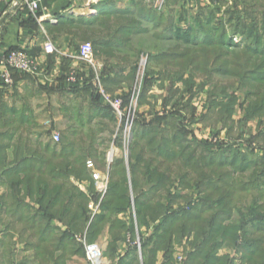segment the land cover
<instances>
[{"label": "trees", "instance_id": "trees-1", "mask_svg": "<svg viewBox=\"0 0 264 264\" xmlns=\"http://www.w3.org/2000/svg\"><path fill=\"white\" fill-rule=\"evenodd\" d=\"M218 2L222 4V0ZM189 3L187 0H167L161 12L151 6L147 15L141 6L135 15L133 11L118 15L121 27L130 33L134 29L148 34L157 31L158 34L153 32L152 38L154 43L161 44L162 51L145 56L147 63L132 129L133 140L128 155L117 158L110 166L108 190L101 202L102 195L96 189L87 162H98L97 168L104 169L107 152L95 148L97 132L92 118L87 124L80 123L86 132L78 136V130H75L69 135L73 141L64 134L60 144L52 141L55 145L50 142L44 145L39 140L34 143L30 138V127L35 126L33 117H28L24 111L18 119H2L6 114L15 116L20 112L16 107L2 103L0 128L5 130L0 132V186L7 188L6 196L12 203L10 206L5 201L3 206L16 211H32L25 201L34 198L41 206L38 209L41 221L47 224L57 213L64 217L73 211L68 224L75 230L90 220V202L100 203V213L94 221H104V213L110 216L127 214L132 243L136 249L138 244L141 245L143 264H156L159 251L165 252L164 264L178 263L174 255L180 249L184 254L181 264H235L238 260L242 264H264V155L258 157L253 151L247 155L234 143L215 154L210 152L209 160L207 156L197 158L193 153L185 154L181 148L179 138L185 131L177 128L175 123L171 136L161 126L139 121V109L156 81L155 66L162 68L163 80H171L170 95L166 100L181 97L176 85L182 83L185 93L191 97L196 91L208 89V114L218 120L231 121L237 108L242 112V122L264 118V47L260 50L244 48L234 41L238 34L254 44L264 41V0H237L236 7L239 3L250 4V12L245 13L251 15L253 21L244 24L238 14L232 34H228L224 26L220 27L222 24L218 19H215L217 23L212 20L214 10L210 9L205 17L207 20H203L204 8L195 12L187 8ZM150 11L159 17L157 22L156 17L154 21L150 20ZM259 16L263 18L255 20ZM130 17L153 21L154 27L142 30L128 20ZM164 19H168V27L161 32L159 25L165 22ZM261 23L262 30L259 29ZM14 49L18 48H10ZM141 58L138 56L135 60L127 78L114 77V84L124 80L128 86L129 90L123 95L110 94L106 85L109 75L104 72L100 76L101 86L108 94L121 98L125 108L131 104ZM124 61L130 63L128 59ZM89 68L92 71L90 77L83 73H67L62 78L63 89H66L62 92L79 98L90 96L96 104L92 105L93 109L105 112L100 118L118 123L113 110L99 93V87L94 86L95 74L93 68ZM72 73L84 81L68 82ZM20 75L31 76L15 72L13 85L9 88L0 79V92L4 94L15 87ZM174 109L160 121L171 117L175 122L177 108ZM23 130L29 133L24 134ZM48 132L50 136L51 131ZM260 138L264 141V133ZM122 139L116 143L118 148L123 147ZM184 166L191 171L186 173ZM76 183L88 184L87 192ZM248 197L249 207L244 205ZM126 222L116 218L112 226L122 228ZM137 227H146L151 234L145 236L140 232V243L136 244ZM190 238L191 250L185 253L184 243ZM83 249L86 255L85 245ZM223 249L228 253L220 256L219 251Z\"/></svg>", "mask_w": 264, "mask_h": 264}, {"label": "crops", "instance_id": "crops-1", "mask_svg": "<svg viewBox=\"0 0 264 264\" xmlns=\"http://www.w3.org/2000/svg\"><path fill=\"white\" fill-rule=\"evenodd\" d=\"M32 1H40L41 4L40 9L35 13H32L28 6ZM0 2L4 12V17L0 20V53L10 48H18L29 52L39 62L37 75L28 77L20 75L16 86L13 87L17 95L24 96L28 92L31 100L42 93L49 97L55 94L71 96L72 94L62 92L66 90L63 89L62 78L70 72L83 73L89 77L92 75L88 64L78 58L79 48L84 42L94 46L98 66L93 69L94 78L97 76L100 78L104 72L109 75L106 85L109 93L114 96L123 95L129 90L124 80L114 84L116 75L121 79L127 78L138 56L158 54L162 51L161 44L158 47L154 43L153 32L140 33L134 29L130 33L126 28L123 30L120 24L121 19L118 16L120 12L138 13L141 6L148 9L151 6L146 0H24L22 2L0 0ZM141 24L138 26L140 29L149 28L145 26L149 24L148 21L141 20ZM47 41L52 42L57 49L52 56L44 53L43 46ZM125 59L130 63L124 61ZM153 69L157 72L156 81L139 109L140 122L161 126L167 129L171 136L174 134L172 124L175 123L177 128L185 131L183 137L179 138L181 148L186 151L185 154L193 153L197 158L207 156L209 160L210 152L215 154L223 147L228 148L234 143L242 152L253 151L256 156L263 157L264 141L260 137L264 133V118L242 122V112L237 108L231 121L218 120L216 116L208 114L207 95L202 104L197 105L195 100L198 91L191 97L190 94L185 93L182 83L176 85L180 95L182 94L181 97L176 98L175 102L166 100L170 95V82L162 79V68L155 66ZM93 84L96 86L95 81ZM7 93L0 92V106L4 103L8 107H15L5 100ZM86 98V105L93 109L92 105L96 104L92 102L90 96ZM29 99L22 101L21 109H17L22 112L27 110L28 105H31ZM172 103H175L177 108L175 122L171 117L161 122V117L169 116V112L175 111L171 106ZM47 105L48 109L52 108L50 98L47 100ZM31 117L35 121V114H31ZM39 128L38 132L30 136L34 143L39 140L44 145L49 142L55 145L51 140L53 134L49 136L48 128L43 125ZM181 148L177 147L179 152L182 151ZM253 148L255 150H252ZM118 149L117 158L124 157L123 147ZM96 169L109 178L110 166ZM183 169L186 173L191 171L185 166ZM76 184L87 192L85 185L88 184ZM7 194V188L0 186L2 264H91L83 249L88 241L100 244L104 250V258L99 264H143L141 245L138 244L136 249L132 243L129 224L126 222L127 214L110 216L104 213V221H94L96 215L100 213V203L90 202L89 208L92 211L90 220L85 226L75 230L68 224L73 211L68 212L64 217L53 211L56 216L46 224V221H41L42 215L38 213L41 206L34 198L25 201L33 209L25 213L23 210L16 211L14 208L3 206L5 201L9 205L11 203ZM104 197L100 198V202ZM95 208H98L96 212ZM116 218L126 222V225L122 228L112 226V221ZM140 232L145 236L151 234L146 227L141 229L137 227L136 244L140 243ZM174 258L178 262L175 264H181L183 261V255L179 254V250ZM164 262L165 252L159 251L156 264H164Z\"/></svg>", "mask_w": 264, "mask_h": 264}, {"label": "rangeland", "instance_id": "rangeland-1", "mask_svg": "<svg viewBox=\"0 0 264 264\" xmlns=\"http://www.w3.org/2000/svg\"><path fill=\"white\" fill-rule=\"evenodd\" d=\"M215 2H216V4H215ZM256 4H257V2H256ZM236 5H237V0H222V4L219 3L218 0L217 1L216 0H194V1H191L189 3V5H187V8L189 10L191 9L195 12L196 11L199 12L201 10V8H204V11H202V13L206 14V15H204L202 17V18H204L203 20H207V18H205V17L207 16V14H209L210 9L214 10L215 14L213 17L214 19H212V20L214 22H216L215 19H218L220 21L219 24H222V25H220V27L224 26V28L227 30L228 34H232V32L235 30V24H236V21L238 18V14H241V20L244 24L246 22L249 23V22L253 21V17L251 15L245 13V12H250V4L239 3L238 7H236ZM148 9H146V8L143 9L145 14H147V15H148V12H147ZM232 13H236V14L232 16ZM135 14H137V13L134 12V15ZM258 14L262 15V13L260 11H258ZM149 15H150V20L154 21V18L156 17L155 21L156 22L158 21L159 17L156 16V13H154L153 11H150ZM262 18L263 17L259 16V17H256L255 20L259 21ZM128 20L132 21L136 26L142 25L140 19H138V18H134V17L131 18L130 17V19H128ZM164 20H165V22L163 24L159 25L161 27L160 28L161 32L164 31L168 27V22H167L168 19L167 20L164 19ZM152 22H149V24L145 25V26H148L149 28L152 29L154 27V24H155ZM260 26H262V23ZM262 28H263V26L259 27L260 30H262ZM153 32L157 33V31H153ZM262 34L263 33L261 31V36H262ZM235 37L236 38L234 39V41L243 45L244 48L249 46L251 48H255L257 50H260V48L264 47V44H263L264 41L263 40L261 41V44H254V41L243 38V36L241 34H238ZM83 44H85V42L82 43L81 45H83ZM157 46L159 47L160 44H157ZM158 47H156V48H158ZM160 48H162V46ZM153 50H155V49H153ZM142 61L143 62L146 61L145 56H143L141 58V62ZM145 65H146L145 63L144 64L140 63L141 81H143L142 76H144ZM164 80L169 81L170 79L166 78ZM198 81H201V79H198ZM202 81H204V80L202 79ZM9 90L10 91H8L5 100L7 102H9V104H12L13 106H15L16 108L21 109L22 103H23L22 101L26 100L27 98L29 99L30 94L27 92V94L24 96H23V94L17 95L16 93H14L13 88H11ZM207 90L208 89H206L202 93H199V92L196 93L195 103L197 105L202 104V101L206 99V95L208 98ZM69 94H71V93H69ZM242 94L243 93L241 92V95ZM38 95L39 96L38 97L35 96L36 98H34L33 100H31V99L28 100V101H30L29 103L31 105H28V109L27 110L25 109V111H29V112L24 113L28 117H31V114H33V115L35 114V117H36V119L34 121L35 126L32 125L33 127L32 126H31L32 128L30 127V129H31L30 134H34L35 132H38V129H40L39 127H41V125H43V126H46L49 131H51L50 136H51V134L59 133L62 137V135L65 134L67 137H70V140L73 141L74 139H72L71 136H69V135L72 134V132H74L75 130H78V136H79L82 132H84L86 130V129L81 128L80 123L87 124V122L89 121V118H92L91 119L92 123L95 125L94 129L97 132V135H96L97 142H96L95 148L99 152L106 151L107 155H108V153H114L115 155H118L119 149H118V147H116V143L119 142L121 140V137H122L124 139L122 156H124L126 154L125 134L122 131L123 130L122 125L124 124L123 122L118 121V123H112L109 118L108 119L100 118V116L105 112H103V110L98 111V109L97 110L91 109L89 106L86 105V101H87L86 98H79L73 94L71 96H69V95L61 96L59 94H55V95H53V97H51V96L49 97V95L44 94V93L38 94ZM49 98L52 100V108L51 109H48V105H47V100ZM150 98H152V97H150ZM172 101L175 102L176 98L172 99ZM41 103L43 104L42 108H41ZM162 104H164V103H162ZM171 106L174 109L175 103ZM21 112H22V110H20V112L17 115L15 114V116L6 114L5 117H2V119L14 120V118H16V117H17L16 119H18L21 116ZM79 114H81V116H79ZM186 116H188V114ZM0 118H1V112H0ZM14 125L16 127L17 123H15ZM4 130H5L4 128H0V132H3ZM21 132H23L24 134H26V132L29 133V131H24V130ZM123 139H122V141H123ZM132 140H133V137H132ZM88 143H89V141L87 142V146H88ZM57 144H60V143H57ZM243 153H245L247 155L250 154L247 151H245ZM97 166H100L98 164V162L95 163L96 168H97ZM85 186L88 187L87 185H85ZM249 198L250 197H248L247 202L244 201V205L247 204L248 207L251 205L249 203ZM23 211L26 213V210H23ZM250 229L252 230L254 228L252 227ZM191 241H192V238L185 241V243H184V245L186 247L185 253H187V252H189V250H191V246L189 243ZM180 253L183 255V260H184V254H183L182 249L179 250V254ZM227 253L228 252L225 251V249L219 251L220 256H224ZM232 255H235V254L232 252ZM0 264H2L1 260H0ZM235 264H242V262L240 260H238L235 262Z\"/></svg>", "mask_w": 264, "mask_h": 264}, {"label": "built area", "instance_id": "built-area-1", "mask_svg": "<svg viewBox=\"0 0 264 264\" xmlns=\"http://www.w3.org/2000/svg\"><path fill=\"white\" fill-rule=\"evenodd\" d=\"M194 1V0H187ZM146 2L152 6L154 9L158 11H163L166 7L167 0H146ZM40 1H32L28 3V6L32 13L37 12L40 9ZM4 17V12L2 11L1 2H0V20ZM44 53L47 55H54L57 52L56 47L50 41H47L44 46ZM78 58L88 64L93 69H96L97 62L94 54L93 45L90 43H85L80 46L78 52ZM146 64L145 62H141V64ZM146 67V65H145ZM145 70V68H144ZM15 72H19L24 75H37L39 73V62L36 58L29 55V53L22 49H14V50H3L0 53V79L2 80L4 86L12 87L13 85V74ZM141 73V66H140ZM140 73L138 76V81L134 88V92L131 98V104L128 108L124 107V102L121 98L113 97L108 94L105 89L101 86L100 78L97 76L94 81L96 82V86L99 87V93L104 99V102L107 106H109L119 121L123 122V133L125 134V142H126V154L128 155V148L132 140V129L135 120V113L137 109L138 99L140 97L142 83L140 78ZM144 76H142L143 79ZM78 80L81 82L84 81V78H78L76 73H72L68 78V82L77 83ZM52 141L54 143H60L61 135L59 133H54L52 135ZM117 159V155L114 153H108L107 155V165L111 166L115 160ZM87 168L91 171L93 180L96 184V189L98 193L102 196H105L108 190L109 178L107 175L101 174L95 167V163L91 160L87 162ZM98 208H95V212ZM86 250V258L91 264H99L104 258V250L102 246L98 243H85ZM182 260V258H180Z\"/></svg>", "mask_w": 264, "mask_h": 264}, {"label": "water", "instance_id": "water-1", "mask_svg": "<svg viewBox=\"0 0 264 264\" xmlns=\"http://www.w3.org/2000/svg\"><path fill=\"white\" fill-rule=\"evenodd\" d=\"M19 2H22V1H24V0H18Z\"/></svg>", "mask_w": 264, "mask_h": 264}]
</instances>
